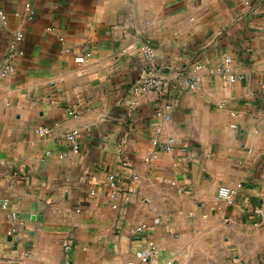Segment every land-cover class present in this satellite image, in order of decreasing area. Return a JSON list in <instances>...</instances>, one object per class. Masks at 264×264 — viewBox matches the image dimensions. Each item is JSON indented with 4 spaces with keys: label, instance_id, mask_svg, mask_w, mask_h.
<instances>
[{
    "label": "crops",
    "instance_id": "1",
    "mask_svg": "<svg viewBox=\"0 0 264 264\" xmlns=\"http://www.w3.org/2000/svg\"><path fill=\"white\" fill-rule=\"evenodd\" d=\"M27 1L0 0V63L17 29L25 49L0 75V264L56 254L72 264L98 248L114 264H177L214 233H264L246 211L264 206V0H31V17ZM144 43L167 83L135 94ZM226 53V75L209 71ZM188 73L193 87L179 82ZM159 103L172 117L154 113ZM75 127L78 151L65 137ZM156 127L173 149L147 163ZM111 172L130 189L123 197L107 194ZM239 181L234 202L218 196ZM141 221L159 246L149 261L135 254Z\"/></svg>",
    "mask_w": 264,
    "mask_h": 264
},
{
    "label": "built area",
    "instance_id": "2",
    "mask_svg": "<svg viewBox=\"0 0 264 264\" xmlns=\"http://www.w3.org/2000/svg\"><path fill=\"white\" fill-rule=\"evenodd\" d=\"M25 8L28 12V15L31 17L34 13L33 7H32V1L28 0L25 3ZM0 17L2 19H6L7 15L0 7ZM23 40H24V31L22 29H17L14 31L11 35L10 41L8 42L7 49L5 51L4 57L2 62L0 63V75L3 77H8L15 73L16 71V65H17V59L25 53V49L23 47ZM141 52L145 58L146 63V69L144 72L137 78V80L132 84L131 92L132 93H143L145 91H156L160 92L163 90L167 83V78L164 74V67L160 66L157 61V54L155 52L154 47L150 43H144L141 47ZM78 61H83L85 59V55H78L76 57ZM233 58L231 54L226 53L223 57V59L220 61V63L215 68H209V71L214 72L218 71L224 75H226L227 66L231 64ZM177 71L180 73L182 72V69L180 66L175 67ZM204 68V63L201 61L196 62L193 65V71H199ZM242 75L238 73H230L229 78L231 80H236L240 78ZM179 82L184 84L187 83L191 87H193L196 83V78L194 74L188 73L183 74L180 76ZM166 105L163 103H159L155 107V114L163 116L165 118L172 117L171 113L166 110ZM76 109L70 108V113H75ZM236 126V124H234ZM36 131L41 134L45 135L50 132V128L45 125H39L36 128ZM161 128L156 127L155 135H153L151 139V149L148 152V154L145 156V161L147 163H152L159 155L161 150H172L173 144L171 141L162 143L161 142ZM82 129L75 127L72 129H69L65 133L66 139L71 143L73 149L75 151H78L80 148V142L82 137ZM131 180H137L140 177L139 172L136 169H132L131 171ZM123 177L119 176L115 172H111L108 175V196L113 199H117L119 197H123L130 191V189H126L121 187ZM243 187V183L241 181L237 182L234 185L229 184H222L219 186L218 189V196L221 199H226L229 202H234L236 196L240 193L241 189ZM4 206H7L8 201L4 199L2 201ZM246 211L250 215L251 222L254 226H258L262 223V220L264 219V206L261 204L253 205L252 207H246ZM12 215L14 217L17 216L16 211L12 212ZM160 221V218L158 216L153 218V223H158ZM149 223L146 221L139 222L135 228L134 233L136 235V238L140 243L135 248V254L138 259L141 261H149L153 256L156 255L158 252V243L157 241L149 237L146 232L149 227ZM15 231L16 229L13 228ZM65 264H70L69 260H65ZM165 264H174L172 259H167L165 261Z\"/></svg>",
    "mask_w": 264,
    "mask_h": 264
},
{
    "label": "rangeland",
    "instance_id": "3",
    "mask_svg": "<svg viewBox=\"0 0 264 264\" xmlns=\"http://www.w3.org/2000/svg\"><path fill=\"white\" fill-rule=\"evenodd\" d=\"M214 234L215 236L211 241H198L199 244L196 247L189 245L181 258L178 255L177 264H264V233L253 228L249 237L241 241H227V232ZM63 250L66 253L65 246ZM57 259L56 254L42 259L25 260L21 264H65L64 259L61 263H58ZM72 264L114 263L111 260H104L98 248L91 254L81 253Z\"/></svg>",
    "mask_w": 264,
    "mask_h": 264
},
{
    "label": "water",
    "instance_id": "4",
    "mask_svg": "<svg viewBox=\"0 0 264 264\" xmlns=\"http://www.w3.org/2000/svg\"><path fill=\"white\" fill-rule=\"evenodd\" d=\"M36 216H38V217L40 218V217H42V214H38V215L33 214V215H32L33 218H35Z\"/></svg>",
    "mask_w": 264,
    "mask_h": 264
}]
</instances>
